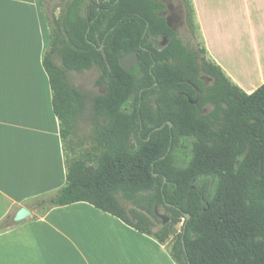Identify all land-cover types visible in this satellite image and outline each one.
<instances>
[{
	"label": "trees",
	"instance_id": "16d2710c",
	"mask_svg": "<svg viewBox=\"0 0 264 264\" xmlns=\"http://www.w3.org/2000/svg\"><path fill=\"white\" fill-rule=\"evenodd\" d=\"M183 3L195 36L194 1ZM165 9L160 0H61L43 66L67 179L33 206L45 215L86 202L162 245L174 235L176 264H264V84L246 93L204 42L184 43ZM132 52L139 62L126 70L120 60ZM92 68L103 94L71 81ZM81 120L92 126L87 148L73 141Z\"/></svg>",
	"mask_w": 264,
	"mask_h": 264
},
{
	"label": "crops",
	"instance_id": "0c3cea01",
	"mask_svg": "<svg viewBox=\"0 0 264 264\" xmlns=\"http://www.w3.org/2000/svg\"><path fill=\"white\" fill-rule=\"evenodd\" d=\"M193 1L208 56L255 92L264 84V0ZM48 34L39 0H0V223L15 210L32 212L0 229V264H176L167 245L89 203L45 215L34 208L67 179L43 66Z\"/></svg>",
	"mask_w": 264,
	"mask_h": 264
},
{
	"label": "rangeland",
	"instance_id": "374dc122",
	"mask_svg": "<svg viewBox=\"0 0 264 264\" xmlns=\"http://www.w3.org/2000/svg\"><path fill=\"white\" fill-rule=\"evenodd\" d=\"M41 5V12L43 14L44 21L46 23L47 31L50 29L51 21L54 17H58L60 14L61 0H39ZM165 3V16L167 17L169 25L176 30L177 34L182 38L184 43L189 47L196 45L203 46V40L201 38L200 31L196 30V35L194 36L186 22L185 18V7L183 0H160ZM50 32V31H49ZM57 63L60 64V58H57ZM100 74L97 68H92L85 70L83 72H72L70 78L72 83L79 88L81 91H84L92 96L103 94L105 92L104 85L98 84V79ZM211 106L207 107L206 111L210 110ZM92 126L88 121L81 120L79 126L74 134L73 141L79 142L84 148L90 147L92 145ZM70 154V152H68ZM126 204V203H125ZM128 205V204H126ZM16 210L12 214H16ZM160 216H165V211L161 210L159 212ZM10 222L5 223L4 225H9ZM182 223L177 226V230H180ZM174 235L168 241L167 247L169 250L173 245Z\"/></svg>",
	"mask_w": 264,
	"mask_h": 264
},
{
	"label": "water",
	"instance_id": "95a60500",
	"mask_svg": "<svg viewBox=\"0 0 264 264\" xmlns=\"http://www.w3.org/2000/svg\"><path fill=\"white\" fill-rule=\"evenodd\" d=\"M138 62H139L138 52H132L121 58L120 65L126 70H131L135 65L138 64ZM31 215L32 212L29 209L22 208L17 212L15 216V221H22ZM162 217L164 218L165 222H168V217L166 216H162ZM187 218L188 219L190 218L189 214L187 215Z\"/></svg>",
	"mask_w": 264,
	"mask_h": 264
},
{
	"label": "flooded vegetation",
	"instance_id": "af4514ba",
	"mask_svg": "<svg viewBox=\"0 0 264 264\" xmlns=\"http://www.w3.org/2000/svg\"><path fill=\"white\" fill-rule=\"evenodd\" d=\"M166 39V38H165ZM161 44H162V46H164L165 45V43L163 42V41H161Z\"/></svg>",
	"mask_w": 264,
	"mask_h": 264
}]
</instances>
